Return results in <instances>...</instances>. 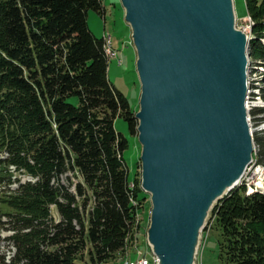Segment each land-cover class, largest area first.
Returning a JSON list of instances; mask_svg holds the SVG:
<instances>
[{
    "label": "trees",
    "instance_id": "trees-1",
    "mask_svg": "<svg viewBox=\"0 0 264 264\" xmlns=\"http://www.w3.org/2000/svg\"><path fill=\"white\" fill-rule=\"evenodd\" d=\"M251 1L249 52L264 65V0ZM91 9L106 13L103 0H0V264H101L133 245L146 197L115 121L134 134L139 121ZM251 111L263 124L264 107ZM254 137L264 165V129ZM242 185L212 209L222 264H264V192Z\"/></svg>",
    "mask_w": 264,
    "mask_h": 264
},
{
    "label": "water",
    "instance_id": "water-1",
    "mask_svg": "<svg viewBox=\"0 0 264 264\" xmlns=\"http://www.w3.org/2000/svg\"><path fill=\"white\" fill-rule=\"evenodd\" d=\"M122 4L138 53L142 188L152 202L148 241L161 264H193L213 199L254 153L250 42L236 51L222 47L229 31L219 0Z\"/></svg>",
    "mask_w": 264,
    "mask_h": 264
},
{
    "label": "rangeland",
    "instance_id": "rangeland-1",
    "mask_svg": "<svg viewBox=\"0 0 264 264\" xmlns=\"http://www.w3.org/2000/svg\"><path fill=\"white\" fill-rule=\"evenodd\" d=\"M234 2L237 14V27L244 30L250 38L254 37L253 25L255 23V18L252 17L249 11L247 0H234ZM249 3L252 5L254 2L251 1ZM103 4L106 8L105 15L94 9L89 11V26L95 36L100 39H104L105 35L107 38L110 36L112 43L111 47L113 46L112 50L114 49L113 51L117 53V56L110 57L109 78L115 87L126 95L130 101L132 109L137 112L140 108L141 82L137 71L138 53L134 43L133 30L131 25L126 20L125 8L122 4V0H103ZM262 43L264 45V38L262 39ZM249 57L254 67L253 70H257L252 76V78L255 79L253 82L264 85V71L260 69V66L263 64L256 56H251L249 54ZM115 127L117 131L122 133L128 140V147L124 150V158L128 164L130 177L132 179L136 178L135 182L137 180L138 185L142 187V144L138 137V131L134 134L130 129L129 122L123 117H118L116 119ZM252 129L254 130L253 134L255 135L256 130L264 129V123L257 127L254 121ZM254 147L255 150L252 155V159L258 163L255 137ZM0 157H2L1 154ZM261 165L264 166L263 164ZM248 176H251V173L248 174ZM20 177L23 181L31 180V177L27 175H20ZM247 178L252 181L251 177ZM261 179L264 180V173L261 174ZM242 184H245L242 186L245 187L246 194H251L249 193L248 186L246 185L253 187L252 183L244 181ZM144 193L146 198L138 212L139 216L136 221L133 234V245H129L126 251L119 254L117 258L108 260L101 264H125L126 259H135L138 250L139 255H146V253L149 252L148 231L151 222L152 202L150 194L146 191H144ZM219 199L214 203V205L219 201ZM214 205L207 216L205 223L206 226L203 230H201L198 257L200 258V263L202 264L223 263L221 259L220 242L224 240V236L222 229L217 224L214 225V217L211 216ZM211 227L212 229L208 233L207 241L204 245V233H206ZM8 233L9 232L7 231H3L2 235L4 236ZM139 258H145V256H138V259ZM78 263L90 264V262L86 260H78Z\"/></svg>",
    "mask_w": 264,
    "mask_h": 264
},
{
    "label": "bare ground",
    "instance_id": "bare-ground-1",
    "mask_svg": "<svg viewBox=\"0 0 264 264\" xmlns=\"http://www.w3.org/2000/svg\"><path fill=\"white\" fill-rule=\"evenodd\" d=\"M219 5H220V11H221L220 13L223 15L224 21H225V26L228 28V31H229V38L223 44L222 47L228 48V49H230L232 51L239 50V48L242 49L244 47V42H245V44H248L250 42V37L244 30H241L240 28L237 27V14H236L234 0H219ZM241 32L243 33L244 36H241V34H240ZM104 40H105L106 50H107L109 56L110 57H116L117 53L115 51H113L114 49L112 50L113 46L111 47L112 43H111L110 36H108V38H107L106 35H105ZM263 66L264 65L260 66V69L262 71H264V67ZM253 68L254 67H253V64L251 62V59L248 56V65H247V108H248V122H249V125H250V128H251L252 132L254 130L252 129L253 121H252V116L250 114V111H251V109L253 107H264V98L261 95V92H262V90L264 88V85L257 84L256 82H253V80L255 81V79H253L252 76H253L254 72L257 71V70L254 71ZM251 113H252V111H251ZM252 162H254L258 166L259 171L261 172V174H263L264 173V166H262L261 164H258L257 161H255L254 159H252ZM249 164H251V162ZM249 164L247 165V167L244 170V173H242L241 176L237 175L238 177H236L234 180H232L229 184H225V185L222 186L221 190L216 195L215 199H213V202L210 205L209 210L207 211V214L205 216L204 224L206 223L207 216L209 215V211L211 210V207L214 205V203L219 198L224 197V195H226L229 192V188L230 187L234 186V188H235V187L241 185L244 181H246V182H251L253 187L255 188V181H251L249 178L244 177L246 171L248 170ZM258 175H259V172L256 171L255 172V177L258 176ZM243 177H244V179H243ZM257 183L260 185V187H262L264 189V180L263 179L259 180ZM202 227H200L199 230H198L197 241H196L195 246H194L193 264L195 262L196 252H197V250L199 248V242H200V238H201ZM132 261L133 260H131V259H126L125 260V264H130V263H132ZM138 263L139 264H146V257L145 258H139L138 259Z\"/></svg>",
    "mask_w": 264,
    "mask_h": 264
},
{
    "label": "built area",
    "instance_id": "built-area-1",
    "mask_svg": "<svg viewBox=\"0 0 264 264\" xmlns=\"http://www.w3.org/2000/svg\"><path fill=\"white\" fill-rule=\"evenodd\" d=\"M256 171L259 172V175L255 177ZM250 173H251V176H248V174H250ZM244 177H251L252 181H255V189H249L248 190L249 193L264 192V189L262 187H260V185L257 183L259 180H261V172L259 171L258 166L254 162H252V160H251V164H249L248 170L246 171ZM244 177H243V179H244ZM198 253H199V248L196 252L194 264H202V263H200ZM138 256H145L146 257V264H161V260H160L159 256L154 252V249H153L152 245H150V243H149V252L146 253V255H139V250H138L137 256L135 257V259L130 264H139L138 263Z\"/></svg>",
    "mask_w": 264,
    "mask_h": 264
},
{
    "label": "crops",
    "instance_id": "crops-1",
    "mask_svg": "<svg viewBox=\"0 0 264 264\" xmlns=\"http://www.w3.org/2000/svg\"><path fill=\"white\" fill-rule=\"evenodd\" d=\"M211 229H212V227L206 232V233H204V235H205V237H203V240H204V245H205V243H206V241H207V237H208V233L211 231ZM204 248V247H203ZM202 252V251H201ZM200 259V258H199Z\"/></svg>",
    "mask_w": 264,
    "mask_h": 264
}]
</instances>
